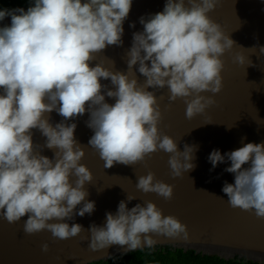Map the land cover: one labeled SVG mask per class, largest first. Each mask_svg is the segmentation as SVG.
<instances>
[{"label": "clouds", "instance_id": "9594fccd", "mask_svg": "<svg viewBox=\"0 0 264 264\" xmlns=\"http://www.w3.org/2000/svg\"><path fill=\"white\" fill-rule=\"evenodd\" d=\"M132 2L30 0L27 9H0V22L10 18L0 26V216L8 223L27 216L28 235L48 230L57 240L75 237L85 229L66 221L95 211L85 188L93 173L81 163L85 148L75 138L77 124L68 123L86 112V126L93 131L88 146L104 168L146 165L158 151L169 154L173 178L196 167L198 145L185 143L181 151L174 137L160 131L162 111L153 90L167 87L170 102L183 99L188 119L216 103L214 95L223 87L222 56L235 45L208 15L220 0H166L162 11L141 16L143 31L133 33L125 52L127 71H119L114 60L97 62L96 54L123 45ZM259 50L264 54V46ZM245 59L242 53L235 56L241 64ZM53 111L62 117L55 124ZM34 129L45 138L42 145L34 143ZM44 148L53 151L51 158L41 154ZM226 158L231 163L224 170L234 174V183L222 187L229 206L264 220V142L243 143L224 154L213 149L208 156L213 168ZM136 188L166 201L174 194V185L152 171L137 176ZM134 199L127 194L115 213L106 212L102 226H89L91 250L118 245L127 253L154 248L158 236L189 239L188 226L177 216L164 215L151 200L129 208ZM41 250L48 252V243Z\"/></svg>", "mask_w": 264, "mask_h": 264}, {"label": "water", "instance_id": "95a60500", "mask_svg": "<svg viewBox=\"0 0 264 264\" xmlns=\"http://www.w3.org/2000/svg\"><path fill=\"white\" fill-rule=\"evenodd\" d=\"M165 2L133 0L123 24V45L109 46L104 52L96 54L97 62L107 57L115 61V70L127 71L125 52L131 47L133 33L143 31L139 18L162 11ZM28 6L20 7L27 9ZM208 15L220 23L235 41L233 48L222 56L223 87L214 95L216 103L188 119L183 99L170 102L167 87L153 90L162 111L160 131L174 137L181 151L185 143L198 145L194 160L196 167L181 177L173 178L168 165L169 154L158 151L147 159L146 165L142 162L134 168L122 164L104 168L98 153L88 146L93 131L86 126L85 121L89 118L86 112L68 123L77 124L74 135L85 148L81 163L86 164L93 173V180L85 188L89 192L86 199L95 201V211L91 215H76L73 220L66 221L70 225L81 224L85 231L66 240L53 238L48 230L28 235L23 231L27 216L16 223H8L0 216V264H89L124 254L123 248L118 245L105 250H91L88 247L90 233L87 229L92 223L102 226L106 221V212L115 213L119 201L126 199L127 194L136 197L128 202L129 208L151 200L163 210L164 215H175L188 226L190 235L187 241L158 236L156 238L160 242L157 247L172 246L185 251L195 250L203 255L243 258L264 264V220L256 218L253 213L229 206L222 187L225 181L234 183V174L224 170L231 162L226 158L225 162L213 168L208 160L213 149H219L224 154L243 146V143L264 142V54L259 50L264 46V0H220ZM9 22L10 18H5L0 26ZM132 22H135L134 28L129 26ZM237 53L245 56L243 64L235 60ZM248 58L252 65H249ZM105 63L111 67L109 61ZM136 75L143 83L145 78L138 71ZM101 83L111 86L108 80ZM105 99L109 103L115 102L107 96ZM61 119L55 111L51 113L53 124ZM44 139L39 131L33 130L34 143L42 145ZM41 154L51 158L53 151L44 148ZM148 171L154 172L157 179L174 185L171 200L166 201L156 193L145 194L136 188L137 176ZM81 206H77V211ZM84 236L89 239L82 240ZM44 243L49 245L48 252L41 250Z\"/></svg>", "mask_w": 264, "mask_h": 264}, {"label": "trees", "instance_id": "16d2710c", "mask_svg": "<svg viewBox=\"0 0 264 264\" xmlns=\"http://www.w3.org/2000/svg\"><path fill=\"white\" fill-rule=\"evenodd\" d=\"M30 0H0V9L28 6ZM89 264H260L246 259H225L218 255H203L195 250L185 251L172 246H156L114 256L107 261Z\"/></svg>", "mask_w": 264, "mask_h": 264}]
</instances>
